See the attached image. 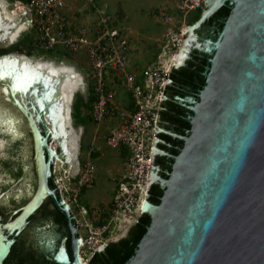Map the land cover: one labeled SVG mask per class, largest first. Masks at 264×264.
Returning <instances> with one entry per match:
<instances>
[{
  "label": "water",
  "instance_id": "water-1",
  "mask_svg": "<svg viewBox=\"0 0 264 264\" xmlns=\"http://www.w3.org/2000/svg\"><path fill=\"white\" fill-rule=\"evenodd\" d=\"M224 6L230 15L215 36L206 25ZM21 24L6 21L0 10V47L11 43ZM183 36L162 99L173 70L189 62L191 53L212 56L211 66L192 110L190 136L180 138L184 149L171 156L166 179L153 166L154 154H164L155 150L159 106L142 209L150 224L125 264H264V0H205ZM77 92L87 100L88 74L66 57L60 65L0 56V210L11 221V212L23 206L10 222L21 227L52 199L72 242L71 258L61 250L57 264H83L71 208L58 188L59 195L49 187L55 158L71 177L79 172L84 128L74 130ZM154 184L164 191L158 205L148 200Z\"/></svg>",
  "mask_w": 264,
  "mask_h": 264
},
{
  "label": "built area",
  "instance_id": "built-area-1",
  "mask_svg": "<svg viewBox=\"0 0 264 264\" xmlns=\"http://www.w3.org/2000/svg\"><path fill=\"white\" fill-rule=\"evenodd\" d=\"M14 4L23 16L26 33L31 34L36 51L84 56V65L79 68L88 74L95 135L102 125L107 126L106 145L122 150L126 156L125 173L110 209L111 220L99 227L98 232L91 231L92 236L86 242L93 244L94 235L104 234V241H110L107 233L114 221L137 215V223L142 216L162 95L177 61L188 16L203 11L205 0H176L173 10L162 12L163 40L172 65L143 69L130 66V35L108 16L101 15L95 22H79L77 13L84 11L80 6L97 10L95 0H14ZM120 89L128 94V102L118 96ZM95 153L94 142L77 174V189L92 181ZM96 250L92 248V255Z\"/></svg>",
  "mask_w": 264,
  "mask_h": 264
},
{
  "label": "rangeland",
  "instance_id": "rangeland-1",
  "mask_svg": "<svg viewBox=\"0 0 264 264\" xmlns=\"http://www.w3.org/2000/svg\"><path fill=\"white\" fill-rule=\"evenodd\" d=\"M176 0H95L96 9L80 6L84 8L83 13H77L80 23L95 22L101 15L108 16L119 29H124L130 35L131 47L130 66L132 68L143 69L147 67L162 66L170 68L172 61L167 54L163 40L165 26L161 20V14L164 10H173ZM3 7L4 16L13 19L17 24L21 20V31L26 30L23 16L17 9L14 2L10 0H0ZM201 11L191 13L188 16L187 25L193 24L201 14ZM22 33L15 38L14 46L26 48L31 34ZM20 34V33H19ZM10 50V49H7ZM2 50L0 54L9 52ZM39 52V51H38ZM14 54H19L13 52ZM21 55V54H20ZM64 57L70 59L78 67L84 65L83 55H74L71 53L46 54L35 53L31 59L43 61H55L60 65L64 62ZM176 64V63H175ZM91 93L89 91L87 99ZM118 96L128 102L129 96L124 89L119 90ZM85 98L78 92L77 98ZM74 102V103H75ZM74 105V104H73ZM73 108V106H72ZM85 115L88 111L83 112ZM80 127L84 128L79 143V169L83 167L88 157V152L95 142L96 153L92 156L94 163V177L81 189H77L78 176L74 178L68 173L63 163L54 159L53 175L56 186L63 200L71 208V214L75 218L78 236L84 247H79L80 258L83 263L88 264L92 257V248L99 249L102 245L112 241L118 242L126 238L127 232L135 225L137 215L127 216L114 221L107 233L110 241H104L106 235H94L93 244H88L92 232H98V228L110 222V209L121 176L125 173L126 156L122 150H113L106 145V127L102 125L100 132L95 135L96 126L91 123L74 128L77 132ZM95 137L97 138L95 140ZM50 146L57 150L55 140L50 142ZM105 221L104 225L100 222ZM103 239V240H102ZM108 239V240H109Z\"/></svg>",
  "mask_w": 264,
  "mask_h": 264
},
{
  "label": "flooded vegetation",
  "instance_id": "flooded-vegetation-1",
  "mask_svg": "<svg viewBox=\"0 0 264 264\" xmlns=\"http://www.w3.org/2000/svg\"><path fill=\"white\" fill-rule=\"evenodd\" d=\"M225 20L223 16H217L216 14L207 23L206 30L212 31L217 36ZM13 47L15 46L0 47V51ZM189 58L190 61L182 67L174 69L171 76L175 71L188 69L193 72V78H187V81H185L183 77V80L181 77L180 80H174L170 76V83L163 96L159 110L155 150L162 151L164 154H154L153 166L155 173L164 179L167 178V173L171 172L172 169L173 160L171 156H178L184 149V142L180 138L190 136V122L195 117L192 110L200 101L201 92L206 85V75L209 73V67L211 66L209 61L212 56L207 53L193 52ZM163 192V189L158 184L152 185L148 194L149 202L158 205ZM46 200L50 203L47 208L48 217H44L43 213L42 215L39 214V208L21 227L15 226L10 222L18 216L23 206L11 212L16 214L11 221L7 220V213L1 210L4 212V217H0L2 220L0 228L3 235V239L0 240V264H57L56 255L61 250H63V254L67 253L71 258L72 242L67 224L64 227L55 223L54 217L58 209L50 198ZM131 231L132 229L126 238L130 237ZM123 239L106 244L103 252L97 250L95 253L107 255L108 246L120 244ZM69 241L70 245H68ZM94 254L89 259L88 264H90Z\"/></svg>",
  "mask_w": 264,
  "mask_h": 264
},
{
  "label": "trees",
  "instance_id": "trees-1",
  "mask_svg": "<svg viewBox=\"0 0 264 264\" xmlns=\"http://www.w3.org/2000/svg\"><path fill=\"white\" fill-rule=\"evenodd\" d=\"M11 2H14V0H10ZM202 13V12H201ZM230 15V8L228 6H224L219 10L217 13V16H223L225 19H227ZM201 16V14H200ZM200 18V17H199ZM198 18V19H199ZM198 19L196 21H198ZM195 21V22H196ZM194 22V23H195ZM192 25V24H191ZM223 25L221 26L222 29ZM33 40L30 36V39L27 42L26 48H23L21 46H15L11 48L10 50H7L9 52H5L0 54V56L8 55L13 52H17L21 55H25L27 57H32L35 53H46V54H53L56 53L54 51L51 52H38L33 47ZM1 52V51H0ZM59 54V53H56ZM193 72H191L188 69H181L179 71H175L173 75L171 76L172 79L180 80L182 77L185 81L188 79L193 78ZM181 77V78H180ZM182 78V80H183ZM92 102H93V96L91 95L89 99L83 100L82 98H77L76 102L73 105V112H72V118L74 120V125L76 127H79L81 125H86L88 122L91 124H94L91 117H90V111L92 108ZM88 111L89 114L85 115L83 112ZM191 125V124H190ZM49 187L55 191L58 194L57 187L54 182V178L50 179L49 181ZM52 201V199H50ZM152 201V199H151ZM157 204V203H156ZM50 203L49 201H45L43 205L39 209V214L45 215L44 217H48V211L47 208L49 207ZM4 217V212L0 210V217ZM41 221V220H40ZM54 221L56 224H60L61 226H66L67 221L65 216L58 210H56V214L54 217ZM75 222V221H74ZM105 221L100 222V224L104 225ZM150 224V218L146 215H143L139 218L138 222L132 227L131 235L129 238L123 239L120 244H111L107 248V255L102 253H95L92 260L90 261V264H125L132 256L133 253L142 239V237L146 233V227ZM68 245H70V241L68 242Z\"/></svg>",
  "mask_w": 264,
  "mask_h": 264
},
{
  "label": "bare ground",
  "instance_id": "bare-ground-1",
  "mask_svg": "<svg viewBox=\"0 0 264 264\" xmlns=\"http://www.w3.org/2000/svg\"><path fill=\"white\" fill-rule=\"evenodd\" d=\"M3 7V5L2 4H0V9ZM5 19H6V21H8V22H13V24H14V26H16V24L14 23V21H13V19H8V18H6L5 17ZM21 32V27H18L17 29H16V31L12 34V39H11V42H13V41H15V38L16 37H18L19 36V33ZM10 45V44H9ZM8 46V45H7ZM28 58H30V57H28ZM31 59V58H30ZM53 149V148H52ZM53 152L55 153V151H54V149H53ZM80 260H81V262H82V259L80 258ZM83 263V262H82ZM83 264H85V263H83Z\"/></svg>",
  "mask_w": 264,
  "mask_h": 264
},
{
  "label": "clouds",
  "instance_id": "clouds-1",
  "mask_svg": "<svg viewBox=\"0 0 264 264\" xmlns=\"http://www.w3.org/2000/svg\"><path fill=\"white\" fill-rule=\"evenodd\" d=\"M25 31H26V30L21 31L20 34H19V36H20L22 33H25ZM19 36H18V37H19ZM14 43H15V42L13 41V42L10 43V45H8V46H6V47L14 46Z\"/></svg>",
  "mask_w": 264,
  "mask_h": 264
}]
</instances>
